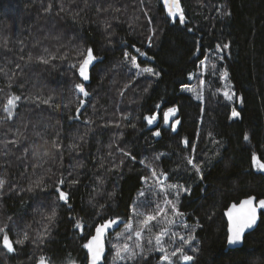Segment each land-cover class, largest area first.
Returning a JSON list of instances; mask_svg holds the SVG:
<instances>
[{"label":"trees","instance_id":"trees-1","mask_svg":"<svg viewBox=\"0 0 264 264\" xmlns=\"http://www.w3.org/2000/svg\"><path fill=\"white\" fill-rule=\"evenodd\" d=\"M50 2L52 11L45 12ZM62 2L79 16L57 15ZM180 4L185 24L169 16L161 0L143 4L87 0L88 7L85 0H0V68L4 69L0 118L7 117L3 107L8 97L21 96L14 117L0 120V176L8 181L0 194V227L16 249L7 252L0 233L1 264H37L41 256L49 264H87L84 245L96 225L117 218L120 225L107 238L102 264H167L159 259L162 253L153 250L154 237L162 228L170 229L163 238L169 252L182 246L195 257L188 262L173 257L172 264H264V213L243 245L228 250L223 214L230 203L244 197L264 198V173L253 167L254 156L264 165V0H180ZM222 5L230 15L221 13ZM97 7L107 11L97 13ZM106 21L111 27H105ZM152 29L155 35L149 46ZM226 43L227 49L217 50V45L222 48ZM88 47L98 59L88 69L90 79L83 81L78 72L83 56L77 53ZM132 56L140 69L132 65ZM145 67L160 75L137 76ZM192 76L195 84L203 82L201 100L185 89ZM224 81L243 103L225 97ZM77 83L90 93L78 115L83 98L74 87ZM37 96H53L54 101L45 105ZM173 107L176 127L162 119L148 126L146 116L162 115ZM233 109L240 113L238 118H232ZM18 128L24 133L23 142L5 147ZM157 130L161 135L153 134ZM53 141L61 146L54 157L36 161L29 153L24 158L23 148L32 143L55 151ZM74 144L78 147L72 148ZM189 158L200 165L203 179ZM153 169L158 178L152 176ZM61 179L64 183L58 184ZM37 180L43 184L33 187ZM161 183L176 187L162 193ZM57 187L68 194V203L58 199ZM166 200L183 215L166 224L161 214L151 222V231L143 233V249H136L135 235L126 240L143 219L136 213L154 215L159 206L173 219ZM53 209L56 218L41 244L36 233L44 230ZM77 220L81 233L74 226ZM25 230L32 239L15 244ZM173 232L178 233L174 240ZM189 235L194 237L191 242L181 245L179 236ZM125 242L136 251V258L115 260L114 246Z\"/></svg>","mask_w":264,"mask_h":264},{"label":"snow or ice","instance_id":"snow-or-ice-1","mask_svg":"<svg viewBox=\"0 0 264 264\" xmlns=\"http://www.w3.org/2000/svg\"><path fill=\"white\" fill-rule=\"evenodd\" d=\"M140 2H141V4H143V0H140ZM165 4L169 5V7H168L169 16L173 17L174 19L178 16L179 17V23L184 24L185 23V15H184L182 8L180 7L179 0H165ZM85 6L86 7L89 6V5H87V0H85ZM52 8H53V5L50 2L48 4L47 8H45V12H51ZM141 10H143V9H141ZM96 11H97V13H99L101 11H107V9H101L100 7H97ZM116 11H119V10L116 9ZM217 11H219V8H217ZM60 13H67L69 15H72L74 19L79 16L78 12H73V11H71V9L66 8L63 2L60 4L59 11L56 14L60 15ZM224 14L230 15V13H228V12H225ZM145 16L148 18L149 24H151V17H148L146 12H145ZM137 19H139V17H137ZM105 27L109 28V27H111V25L108 24L106 21ZM189 31H191V29H189ZM154 35H155V29H152V35H150L148 37L149 46H151V44H152V38ZM133 47H135V46L133 45ZM228 47H229V45L227 43L224 44L222 46V48L220 45H217V50L221 51L223 49H227ZM136 51L140 52L139 49H136ZM84 52H86V55L84 54ZM77 54L83 56V59L78 62L79 75H80V77H82L83 81H88L90 79L88 69L94 64V62L98 58L93 54V49L91 47H88L87 49H85V50H83ZM140 55H146V53H140ZM124 57L126 60H128L129 59V53L125 52ZM65 58L66 57H61V59H65ZM221 58H223V57H221ZM38 59L44 64L50 63V59H45L44 57H38ZM206 59H207V57H205V60ZM29 60H31V56H29ZM130 61L135 68L140 69V65L136 62L135 56H132L130 58ZM203 64H204V61L202 60L201 65H203ZM16 67L19 68L20 65H16ZM73 67H77V64H73ZM213 67L215 68V66H213ZM0 72H4V69L0 68ZM142 73H149V74H152L155 76L160 75V72L155 71L151 67H145L142 70L137 71L136 75L139 76ZM4 74L7 75L6 72ZM213 74H215V73H213ZM13 76H15V73H13ZM226 77H227V73L225 72L221 78L225 79ZM12 79H13V77H9V86H11ZM74 87L80 93H83L84 97H88L90 95V93L88 91H86L85 85L83 83H77L74 85ZM224 95L228 100H232L235 98V99H238L240 103H243V97L242 96L237 97L235 92H233L232 94L225 92ZM197 98L198 99L200 98L199 95L197 96ZM35 99L37 101H39L40 103H43L45 105L52 104L54 101L53 96H48L47 98H44V99H41L40 96H37ZM20 100H21V96L15 95V94L10 95L7 99V103L3 107V111L7 113V117L0 118V120L12 119L14 117V115L16 114L15 109L17 108V102ZM84 104H85V100L81 99L79 101V106L76 109L77 113L80 112V110L84 106ZM55 107L59 108L60 105L56 104ZM176 111H177V109L174 107L169 108L168 111L164 113L165 121L168 120L169 113H175ZM239 116H240V113L238 111H236L235 109H233L232 110V117L238 118ZM145 119H147L148 123L151 124L154 122L155 116L145 117ZM87 123H91V121H87ZM176 123H179V121H177ZM26 127H27V125H25V128ZM173 127H175V126H173ZM9 131H11V129H9ZM153 134L156 136L161 135L159 130H157ZM14 135H15L14 139L4 142L5 147H7L8 144L16 145V144H20L23 142L22 138H24V133L19 128L16 129ZM35 135L39 137L40 133L37 132ZM244 138H245V140L248 139L247 134L245 135ZM184 142L186 144L188 143L187 140H185ZM46 143H47V141H45V144ZM52 147L55 149V151L49 152L46 149L42 150V149H44V145L32 143L28 147L23 148V156H24V158H27L28 154L30 153L31 157L33 159H35L36 161L43 160L44 158H51V157H54L56 155V153L61 150V146L57 141L52 142ZM71 147L77 148L78 145L74 144ZM121 151H123V150H121ZM193 151H195V146H193ZM5 155H7V153H5ZM125 155L130 156L131 154L125 153ZM132 159H135V157H132ZM255 159L256 158L254 156L253 160L255 161ZM142 163H143V161H142ZM188 163L192 165V167L195 169V171L200 174V178L203 179V173L201 171V167L199 164L194 162V158H189ZM101 166H103V165H101ZM261 167L264 168V165H261ZM159 175L166 177L167 173L160 172ZM152 176L158 178V174H157L155 169L152 170ZM142 179L147 180L148 177H142ZM76 182L77 181H73V183H76ZM103 182H104L103 179H99V184L102 185ZM7 183H8V181L3 176H0V194L3 193V190H4ZM63 183H64L63 179L58 181V184H63ZM42 184H43L42 180H37L35 182V184L33 185V187H40ZM33 187H30L28 189V191H32ZM171 187H176V186L172 185ZM57 190L59 192L58 199L64 201L65 203H68V198H69L68 194L64 191L59 190L58 187H57ZM161 190H163V188ZM183 191L190 194V189H188V188H184ZM141 195H143V193H141ZM177 196H179V192H177ZM254 199H255L254 197H248L247 199L243 200L240 203L239 207H237V205L233 204L232 208L229 210L228 215H229L230 224H229V229H228L229 234L227 237L228 244L235 245V244L240 243L243 239V234H244L245 229L251 228L256 223L257 208L253 204ZM164 203L166 205L170 206V210H171V214H172L173 219L167 218L168 209H166L164 207H159V206H157V210H156L154 215L153 214L145 215V214H142L139 212L136 213V215L138 217L143 216V219L140 220V227L138 230H136L131 235L126 236V240L130 241V240H132V235H135V237L137 238L136 242H135V248L136 249H143V244L140 242L143 239V233L145 232V230L151 231V222L157 221L158 217H160L161 214H164L166 224H174L175 223L174 217L183 215V213H181L179 211V209L176 207V205L171 200H166V201H164ZM259 207L264 208V199L259 201ZM133 211H135V209ZM55 218H56V211H55V209H53L51 211V213L46 218L47 223L44 225V230L42 232L36 233V240H38L39 243H41V244L44 243V239L48 236V234L50 232L49 225H51L54 222ZM9 219H11V218H9ZM118 219L119 218L113 219L110 221H106L105 223L96 226V234L93 235L91 237V239L89 240V242L84 245V248H86L88 250V256H87L88 264H99V261L101 260L102 255H103V251H104L103 241H102L103 233L110 226L118 223ZM74 226L76 228H82V224L79 222V220L77 221V223ZM28 227H30V225ZM128 230L131 232V225L128 226ZM169 231H170V229H168V228H162L161 231L159 233H157L154 237L155 246H154L153 250L162 253V255L159 257V259L161 261H166L167 264H172L173 257H178L180 260L185 261V262L193 261L195 259V257L188 255L184 251V248L182 246L177 247L174 251H171V252L168 251V249L164 245L163 238H164V236L168 235ZM0 233H4V235H3V247L9 253L14 252L16 249L14 247L13 241L10 240L9 235L7 232H5L4 227H0ZM118 236L123 237L124 233H119ZM177 236H178V233H175V232L172 233V239L173 240ZM193 238L194 237L191 235H189L187 239L184 236H179V240L181 241V245L190 243ZM31 239H32V237L29 235V232L27 230H25L22 233V237L20 239H17L14 243L18 244V245H23ZM147 244L152 245L153 240L148 239ZM114 247L116 248L115 260H124V259L134 260L137 256L136 251L133 250L132 246L129 245L127 242H125L122 246L115 245ZM37 264H49V261L44 256H41L39 258V260L37 261ZM70 264H75V261H71Z\"/></svg>","mask_w":264,"mask_h":264},{"label":"water","instance_id":"water-1","mask_svg":"<svg viewBox=\"0 0 264 264\" xmlns=\"http://www.w3.org/2000/svg\"><path fill=\"white\" fill-rule=\"evenodd\" d=\"M179 3H180V0H179ZM162 4H163V7H164L165 11L168 12V7H169V5H166V4H165V0H162ZM180 7H181V4H180ZM181 8H182V7H181ZM176 18H179V17L177 16ZM186 22H187V20L185 19V23H186ZM185 23H184V24H185ZM79 94L82 96L83 100H85V99L87 98V97H84L83 93H80V92H79ZM85 105H86V100H85V104H84V106H85ZM84 106L81 108L80 112L82 111V109L84 108ZM80 112L77 113V115L80 114ZM166 112H167V111H166ZM175 117H176V116L174 115V113H169V118H168V120L165 121V118H164V122H165V124H166V125H171V124L173 123V121L175 120ZM248 197H254V198H255L254 201H253V204H254V206H256V208H257V220H256V223H255L251 228L245 229L244 234H243V239H242V241H241L240 243L235 244V245H230V244H228V242H227V237H228V234H229V233H228V229H229V224H230L229 215H228L229 210L232 208V205H233V204H235V205H237V207H239L240 203H241L243 200L247 199ZM262 199H264V198H260V199H258L256 196H254V195H250V196H247V197H244V198L240 199L238 202H232V203H230L229 206L224 210L223 214H224V217H225V220H226V223H227V227H226L227 237H226V248H225V250H228V249H235V248H239V247H241V246L243 245L245 235L248 234L249 232L253 231V230L257 227V225H258V223H259V220H260V217H261V216H260V215H261V212L264 213V208H260V207H259V201L262 200ZM110 220H113V219H110ZM110 220H107V221H110ZM79 222H80V220H79ZM105 222H106V221H105ZM105 222H103V223H105ZM80 223H81V222H80ZM103 223H99V224H97L96 226H98V225H100V224H103ZM119 225H120V221L118 220V223H116V224L110 226L106 231H104L103 236H102V241H103L104 251H103L102 258H101V260L99 261V264H102V263H103L104 258H105V256H106V252H107V243H106V242H107V238L109 237L110 233H111L112 231H114V230L117 228V226H119ZM78 229H79V232L81 233V228H78ZM95 234H96V227H95V229H94L93 234L90 236L89 240H90L91 237H92L93 235H95ZM89 240H88V242H89ZM86 252H87V256H88V250H87V249H86ZM0 264H1V262H0ZM87 264H88V260H87Z\"/></svg>","mask_w":264,"mask_h":264},{"label":"rangeland","instance_id":"rangeland-1","mask_svg":"<svg viewBox=\"0 0 264 264\" xmlns=\"http://www.w3.org/2000/svg\"><path fill=\"white\" fill-rule=\"evenodd\" d=\"M161 1H162V0H161ZM225 11H226V7H225L224 5H222V7H221V13H224ZM200 70H201V71L206 70V67H205L204 64L201 65V69H200ZM190 80L192 81V84H191L190 86H188L187 88H185V89H186L188 92H190V93L192 94V96H193L194 98H196V99H198L197 96L199 95V97H200L199 99L201 100V99H202V89H201V87H202L203 82L200 81L201 84H199V85L195 84V83H194V81H195V77H194V76H192ZM224 85H225V87H227V88H226V92H228L229 94H232L233 91L231 90L230 86L228 85V82L224 81ZM235 110H236V109H235ZM166 111H168V109L165 110V111H163L162 115H160L159 112H156L155 114H152V115L146 116V117H152V116H155V120H154V122L151 123V124H149L148 121H147V119H146V122H147L148 126H154V125L158 124V123L160 122L161 119H162V122L165 124V122H164V113H165ZM174 115H175L176 117H175V120L173 121V123L171 124V126H175V127H176V125H177L176 122L178 121V118H177V111L174 113ZM232 118H233V117H232ZM255 158H256L255 161L253 160V167H254V169H255L256 171H259V172L264 173V168L261 167V165H263V164L257 159L256 156H255ZM161 184H162V186H160V189L163 188L162 193H165V192H169V191H171L172 187H171L169 184H167V183H166V184H165V183H161ZM77 221H78V220H77ZM106 254H107V252H106ZM172 260H173V259H172ZM178 262H184V261H182V260H180V259L178 258Z\"/></svg>","mask_w":264,"mask_h":264},{"label":"flooded vegetation","instance_id":"flooded-vegetation-1","mask_svg":"<svg viewBox=\"0 0 264 264\" xmlns=\"http://www.w3.org/2000/svg\"><path fill=\"white\" fill-rule=\"evenodd\" d=\"M175 19H178V18H175Z\"/></svg>","mask_w":264,"mask_h":264}]
</instances>
